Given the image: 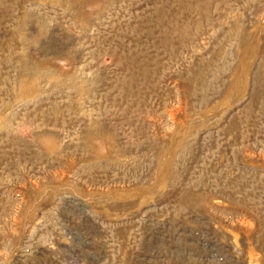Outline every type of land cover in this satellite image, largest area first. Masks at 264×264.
<instances>
[{
  "label": "rangeland",
  "instance_id": "obj_1",
  "mask_svg": "<svg viewBox=\"0 0 264 264\" xmlns=\"http://www.w3.org/2000/svg\"><path fill=\"white\" fill-rule=\"evenodd\" d=\"M0 264H264V0H0Z\"/></svg>",
  "mask_w": 264,
  "mask_h": 264
}]
</instances>
